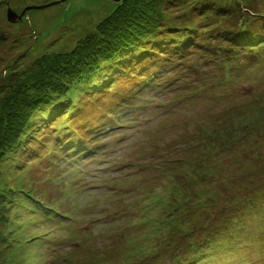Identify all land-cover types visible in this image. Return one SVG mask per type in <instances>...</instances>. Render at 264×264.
<instances>
[{"label":"rangeland","instance_id":"obj_1","mask_svg":"<svg viewBox=\"0 0 264 264\" xmlns=\"http://www.w3.org/2000/svg\"><path fill=\"white\" fill-rule=\"evenodd\" d=\"M251 1L170 0L165 41L112 69L110 90L68 112L53 96L32 114L0 159V264H170L166 219L189 231L212 215L200 239L235 229L217 236L228 254L205 264H264V24L236 27ZM116 2L0 0V98L11 75L70 51ZM7 6L29 8L12 22ZM229 27L262 45L230 47ZM197 205L209 214L193 217Z\"/></svg>","mask_w":264,"mask_h":264},{"label":"trees","instance_id":"obj_2","mask_svg":"<svg viewBox=\"0 0 264 264\" xmlns=\"http://www.w3.org/2000/svg\"><path fill=\"white\" fill-rule=\"evenodd\" d=\"M240 1L243 0H238V3ZM169 4L170 0H117L115 7L97 23L95 32L81 39L70 51L44 53L16 75H11L13 79L8 81V91L0 98V159L6 151L19 143L32 114L40 106L48 103L53 96H65L63 111L78 109L82 96L89 102L91 97L96 98L101 93L100 90L106 84H109L106 89H111L114 83L111 81L112 78H109L112 69H123L125 61L130 63L133 61V64H136L140 59L149 57L148 53L156 49L155 45L165 41L164 35L168 32L164 31V22L169 16ZM220 8L224 9V6L217 7L216 11L220 12ZM246 10L238 14L237 29H254L258 23L260 27L264 24V12L258 0L247 3ZM214 24L217 25L218 20L212 15L207 22V26H210L208 31L216 27ZM167 27L171 26L167 25ZM197 28L196 31L201 29L199 26ZM228 29H231L232 35L237 30H233V27ZM184 35L187 39H192L194 36L192 32ZM261 38L248 40L247 37L239 39L238 36L233 35L231 39L237 42L230 47L243 49L260 47L263 43V40H259ZM236 44L241 46H235ZM171 45L176 47L180 44L172 42ZM134 67L136 69V66ZM136 72L141 73L139 68ZM114 99L111 101L113 102ZM193 178L196 183L198 177ZM200 192L199 190L198 193ZM185 196L189 197L187 194ZM255 196L254 193L253 198ZM248 197H242L240 203L245 202ZM198 199H201V195ZM252 201L247 200L249 206ZM185 204L181 210L189 207L187 203ZM195 210L193 217H198L200 212L209 214L205 208L203 209V205H197ZM211 217L213 215L209 219ZM178 218L170 216L163 223L169 230V233L163 236L165 242L170 245V250L174 246L177 249L175 253L170 252L171 255L168 257L170 264H205L212 255L228 254L227 247L219 242L217 236L222 238L232 233L235 228L226 230L225 233L215 230L200 239L199 232L201 233L202 229L206 230L209 219L203 220L195 227L191 226L189 231H182L180 225L176 223ZM231 221L239 222L240 219L235 218ZM0 222L4 224L6 217L0 216ZM220 233L222 235H219ZM183 249L185 250L182 251ZM182 254L186 256L181 257Z\"/></svg>","mask_w":264,"mask_h":264},{"label":"water","instance_id":"obj_3","mask_svg":"<svg viewBox=\"0 0 264 264\" xmlns=\"http://www.w3.org/2000/svg\"><path fill=\"white\" fill-rule=\"evenodd\" d=\"M55 1H51V2H48L46 4H41V5H33L32 7H38V6H45V5H48V4H51ZM29 7H25L20 13H17L13 8H11L10 6H7V9H6V18L7 20L9 21H17L19 19L22 18L23 14L27 11Z\"/></svg>","mask_w":264,"mask_h":264}]
</instances>
